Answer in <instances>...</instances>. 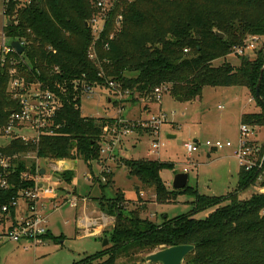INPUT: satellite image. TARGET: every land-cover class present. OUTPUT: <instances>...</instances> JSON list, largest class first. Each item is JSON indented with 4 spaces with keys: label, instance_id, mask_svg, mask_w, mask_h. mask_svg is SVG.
Wrapping results in <instances>:
<instances>
[{
    "label": "trees",
    "instance_id": "obj_1",
    "mask_svg": "<svg viewBox=\"0 0 264 264\" xmlns=\"http://www.w3.org/2000/svg\"><path fill=\"white\" fill-rule=\"evenodd\" d=\"M102 1L2 0L3 31L25 49L22 54H7L0 62V138L10 112L19 109L10 91L13 78L39 83L55 95L60 106L51 119L53 132L41 133L36 143L19 138L0 142L2 153L18 155L11 160L15 171L8 188L0 189V205L32 184L20 179L22 172L35 173V166H27L22 157L26 153L43 161L79 158L89 165L102 160L103 128L120 125H116L118 118L81 115L83 85L109 88L112 81L131 101L138 95L148 102L161 85L182 101L199 98L206 86L243 87L260 111L243 113L240 123L254 132L264 128V105L255 96L260 80L258 90L264 101V0H114L105 11L97 6ZM103 14V30L93 43L89 21ZM250 36L262 39L253 58L238 55V66L224 60ZM92 44L95 58L90 59ZM217 59L223 62L214 65ZM131 129L150 133L139 126ZM260 153L261 168L240 167L236 187L219 196L200 194L188 184L182 189L167 186L161 172L172 169L171 162L116 157V164L125 167L129 178L153 190L156 204L174 203L177 195L188 194L193 196L192 209L175 217L164 216L156 223L140 216L143 205L128 210L117 189L113 197H101L98 203L104 214L113 217L103 235L109 245L72 264H120L122 257L182 244L193 246L183 264H264V193L239 196L251 186H264V141ZM57 174L68 183L73 176L72 170ZM102 175L103 186L113 185L111 171ZM204 210H210L205 218L194 217ZM8 214L13 218L14 209ZM51 237L47 230L42 239Z\"/></svg>",
    "mask_w": 264,
    "mask_h": 264
},
{
    "label": "rangeland",
    "instance_id": "obj_2",
    "mask_svg": "<svg viewBox=\"0 0 264 264\" xmlns=\"http://www.w3.org/2000/svg\"><path fill=\"white\" fill-rule=\"evenodd\" d=\"M113 2L114 0H104L106 8ZM5 22L6 20L2 15V0H0V34ZM7 42L10 43L11 39L7 38ZM245 55L250 59L254 57V53L251 51H246ZM2 56L0 48L1 63L6 55ZM224 60L234 66L239 65L238 55L231 52ZM222 62L223 59H217L213 64L219 65ZM32 88L35 89V87ZM243 89L245 88L236 86H206L202 89L200 97L193 101L175 100V97H172L167 91L158 103L154 100L148 102L145 98H139L138 95H134L133 98L136 100L131 101L127 92H124L119 99L114 89L96 87L89 97L86 94L81 97L80 113L82 116L88 117L134 119V122L140 120L139 118L143 119L146 115L149 117L164 113L166 122L160 125L157 136L133 131L132 136L135 138V142L132 141L133 139L130 140V143L126 144V149L119 151L117 158L145 157L171 162L173 168L164 169L161 172V178L165 182L171 183L176 173L188 169L187 184L189 186L196 188L200 194L219 196L229 194L236 187L237 182L239 166L235 152L239 144V129L238 135L233 136L234 127H239V122L237 123V118H235L237 117L236 107L241 108L246 113L258 110L255 102L248 101V93L242 91ZM234 123L236 124L234 125ZM228 129L231 131L229 135ZM256 133L258 134V142L264 140V129H258ZM227 135L234 138L233 142L224 140ZM236 137L237 139H235ZM154 138H157L160 143L158 154L156 152L149 153ZM206 138L210 141L215 139L223 142L230 141L232 146L217 150L210 149L204 145ZM194 139H196L198 149L189 155L184 143L195 142ZM8 141L9 138L6 136L0 138L2 144H6ZM206 151L211 154L209 158L206 157ZM29 156L26 154L23 157L27 166L30 167L31 163L36 166L37 160L32 157L31 153ZM67 160L74 165L71 181L65 182L59 178V174H54L49 185L58 188V197L53 201L55 206H50L48 203L49 205H45L44 209L40 210V213L46 217V227L52 237L43 240L41 244L29 247H26L27 242L24 240L14 242L0 239V264H72L107 247L109 241L102 247L103 235L105 230L111 228L113 217L107 216V218L106 215H102L103 212L98 203L101 197L103 199L104 197H113L117 189L123 193L126 199L124 205L128 210L143 205L144 208L140 216L156 223H160L164 216L175 217L192 209L193 196L188 194L177 195L174 203L155 205L153 190L142 185L136 178H129L125 167L117 165L115 161L114 164L116 165L110 164L108 166L112 173L111 176H113V182H111L113 185L103 186L104 182L101 181L98 174L100 167L97 161L89 162V166L79 158ZM37 164L43 168L46 167L47 171H51L43 160H39ZM97 175L98 178L95 177L94 179V176ZM56 178H59L58 181ZM138 185L142 195L136 192L138 189L135 190V186ZM64 189L71 190L72 194L68 196L70 198H86V204L80 200L77 207L67 204L64 200ZM257 191H259V187L251 186L242 191L239 196L247 198ZM209 211L198 212L194 217L205 218ZM82 216L87 217V220L92 222L87 232L83 230V227H77V218ZM105 218H107L106 221ZM0 220L7 222L8 218L0 215ZM104 222L107 224L103 225ZM146 255L122 257L119 262L120 264H147L144 261Z\"/></svg>",
    "mask_w": 264,
    "mask_h": 264
},
{
    "label": "built area",
    "instance_id": "obj_3",
    "mask_svg": "<svg viewBox=\"0 0 264 264\" xmlns=\"http://www.w3.org/2000/svg\"><path fill=\"white\" fill-rule=\"evenodd\" d=\"M97 6L105 11L106 4L104 1L98 2ZM104 15L102 17H96L89 21V25L93 35V43L99 38L101 31L104 26ZM107 47V44L105 45ZM262 46V39L258 36H250L242 46L235 47L232 49L231 53L234 55H245L246 51L253 52L256 48ZM0 48L2 54L7 55L15 50L7 42V37L2 30L0 34ZM186 51V50H185ZM88 56L90 59L95 58V53L93 51V44L89 47ZM5 61V58L2 62ZM11 75L15 74V69H11ZM108 86L115 90V93L120 99L125 91L121 90L119 84L114 82H108ZM32 87H35L33 90ZM95 87L90 85L82 86V96L86 94L89 97ZM10 91L12 97L17 100L19 104V109L11 111L6 126L3 129V136L10 138H19L24 142L36 143L40 134L45 132H53L51 119L53 118L56 111L59 109V102L55 98V95L49 90H43L39 83L26 84L22 79L17 77L13 78L10 82ZM167 92V87L161 85L154 89L153 96L154 101L160 103L162 95ZM166 122V115L164 113H159L156 115H150L147 119L138 120L134 122L133 120H127L118 117L116 127L105 126L103 128V141L100 149V157L102 160H107L114 162L116 155V150L120 146L121 141L126 136L133 133L131 127L139 126L142 129L150 130L149 134L158 135L160 125ZM253 129L246 124H240L239 126V144L235 152V157L239 168H244L249 170L251 168H261L263 161V154L260 153L261 144L253 140L252 135ZM206 147L210 149H222L229 148L232 146L230 141L207 140L204 142ZM185 149L188 154H192L197 151L198 145L196 142H186L184 143ZM160 143L157 138L153 139L149 153L158 154ZM28 157L30 153H26ZM25 154V155H26ZM18 155H6L0 151V189H6L9 186V177L14 173L15 166L12 164L11 160L16 158ZM24 157V155L22 156ZM35 158L34 155H32ZM36 166L35 173L29 174V172H22L20 174V179L23 181H31V186L24 187L17 191V196L11 197L7 203L0 205V215L7 216V222L0 220V239H7L14 242H19L24 240L27 242L26 247L41 244L43 239L42 236L47 233L46 227V217L40 213V210L48 203L53 206L54 200L58 197V188H53L49 185L50 180L54 174L65 170H72L68 165L69 161L67 159H57V160H45L47 163V168L51 170L47 171L46 167L38 165L40 159L35 158ZM103 164V163H102ZM44 169V174L40 175V170ZM109 172L108 166H103L101 172ZM185 172L188 169H184ZM101 176V174H100ZM59 178H56L58 181ZM102 181H105V176H101ZM264 193V186H259V191ZM83 202L86 204V198L76 199L74 197H66L65 202L70 206L77 207L78 202ZM48 204V205H49ZM20 206H25L22 216H20L16 221H10L9 209L13 208L14 211ZM43 206V207H42ZM264 214V209L261 211ZM106 217V216H105ZM108 218V217H107ZM105 218L104 220L106 221ZM86 221L83 220V222ZM107 223H103L106 225ZM92 222L87 220L84 222L83 230L88 231Z\"/></svg>",
    "mask_w": 264,
    "mask_h": 264
},
{
    "label": "water",
    "instance_id": "obj_4",
    "mask_svg": "<svg viewBox=\"0 0 264 264\" xmlns=\"http://www.w3.org/2000/svg\"><path fill=\"white\" fill-rule=\"evenodd\" d=\"M9 24V22L7 23ZM87 25V24H86ZM215 33L219 37H224V35L218 31ZM10 46L15 50L17 54H22L24 52V46L17 40H12L10 42ZM264 67L262 68V70ZM261 70V72H262ZM259 85L260 80L256 85L255 96L261 103L264 105V101L262 100L259 94ZM175 100L182 101L180 96H176ZM44 174V169L40 170V175ZM188 174L187 172H179L176 173L171 182L172 189H182L187 185ZM108 243L107 238L103 239L102 247H104ZM193 250V246L190 244H182V245H175L169 246L165 248L156 249L155 251L147 254L144 257V261L147 264H183L184 258Z\"/></svg>",
    "mask_w": 264,
    "mask_h": 264
},
{
    "label": "crops",
    "instance_id": "obj_5",
    "mask_svg": "<svg viewBox=\"0 0 264 264\" xmlns=\"http://www.w3.org/2000/svg\"><path fill=\"white\" fill-rule=\"evenodd\" d=\"M242 91H244V92H246V93H248V101L249 102H254L253 101V99H252V97H251V95L249 94V92H248V90L247 89H243ZM234 92H237V91H234ZM237 108V117H235V118H237L236 120V122L238 123L239 122V125L238 126H240V118H241V115L243 114V113H245V112H243L242 111V109L241 108H239V107H236ZM258 108V110L257 111H255V112H258V111H260V108L259 107H257ZM148 113L150 112V111H147ZM148 117H147V115H146V117H144L143 119H141V118H139V119H141V120H144V119H147ZM128 120V119H127ZM131 120H134V119H131ZM236 123H234V125H235ZM238 129H239V127L238 128H235L234 127V134H233V136H237L238 135ZM262 129V128H261ZM260 129V130H261ZM264 129V128H263ZM221 130H223L222 128H221ZM229 130V133H228V135L229 134H231V131H230V129H228ZM256 132H258V131H256ZM256 132H254L253 134H254V136H252V138H253V140L255 139V141L256 142H258L257 141V137H258V134L256 133ZM144 133H146V132H144ZM149 134V133H148ZM133 134H131V135H129V136H126L125 138H123V140L121 141V143H120V146L118 147V149L116 150V155L118 156L119 155V151L120 150H122V149H126V144L130 141V140H132V141H134L135 142V138H133V136H132ZM227 135V137H224V140H230L231 142H233V140H234V138H232V137H230V136H228ZM259 135H261V134H259ZM235 139H237V137L235 138ZM207 140H210V139H208V138H206V141ZM216 140V139H215ZM131 141V142H132ZM194 141L196 142V139H194ZM262 141H264V140H262ZM262 141L261 142H258V143H262ZM130 143V142H129ZM133 143V142H132ZM205 154H206V157H210L211 156V154H210V152H208V151H206L205 152ZM142 158V157H141ZM145 158V157H144ZM158 158V157H157ZM97 163H98V165H99V167H100V170H99V172H98V174H99V178H101V176H100V172H101V170H102V167L105 165V166H109L110 164L111 165H116V164H114V162H111V161H107V160H100V161H97ZM103 163V164H102ZM68 165L70 166V169H73L74 168V165L69 161V163H68ZM90 166V165H89ZM74 170V169H73ZM188 172V171H187ZM95 177H97L98 178V175L97 176H94V179H95ZM96 178V180L98 181V179ZM111 180H112V182H113V176H112V178H111ZM164 182H165V180H163ZM166 183V185L167 186H169V187H171V183H167V182H165ZM138 187H139V185L138 186H135V190L136 189H138ZM65 190V189H64ZM139 193L142 195V191H139ZM72 193H71V190H65V198L67 197V196H70ZM154 204L156 205V203L154 202ZM24 207L25 206H20L18 209H16L15 211H14V215H13V218H9L10 219V221L12 222V221H16L20 216H22V214H23V211H24ZM43 207V206H42ZM45 207V206H44ZM93 207V206H92ZM86 208V207H85ZM96 209V208H95ZM94 209V210H95ZM42 210H43V208H42ZM96 211V210H95ZM94 211V212H95ZM102 215H106V214H104V213H102ZM108 215H106V217H107ZM83 220H85V218L82 216V217H78L77 218V227L78 228H80V227H82L83 225H84V222H87V217H86V221H84L83 222ZM112 226V225H111Z\"/></svg>",
    "mask_w": 264,
    "mask_h": 264
}]
</instances>
